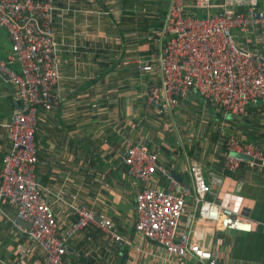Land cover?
<instances>
[{"label": "crops", "instance_id": "1", "mask_svg": "<svg viewBox=\"0 0 264 264\" xmlns=\"http://www.w3.org/2000/svg\"><path fill=\"white\" fill-rule=\"evenodd\" d=\"M220 2L212 0L213 11L218 10ZM258 7L264 8V0H259ZM167 9L168 0H78L57 5L54 26L60 41V90L64 100L40 115L35 140L42 191L51 202L62 233L76 219L71 206L85 204L97 213H106L116 231L129 240L127 244L112 243L104 232L89 228L69 242L67 264H179L173 256L167 257L160 245L140 238L135 231L134 195L140 183L120 170L125 163L111 147H123L140 134L176 181L175 176H179L191 185L189 160L199 162L205 171L224 174L219 202L229 203L242 216L255 220L257 228L251 232L214 231L213 254L223 264H264V169L244 162L235 172H226L221 154L230 134L242 141L263 142L264 110L254 106L247 116L226 114L224 134L218 139L214 123L209 134L201 126L194 134L196 116L201 123L212 122L203 115L196 92L191 93L187 104L178 105L166 116L143 107V90L150 82H158L160 74L156 66L141 71L133 61L153 52L144 35L148 26L162 25ZM192 11L199 16L205 12ZM234 34L237 40H243L237 31ZM256 39L253 31L250 41ZM11 50L7 33L0 29V57ZM18 101L16 85L0 76V165L10 148L3 123L18 110ZM110 170L115 174L110 175ZM154 177L157 186L166 187L165 177L157 173ZM12 221L24 225L16 207L0 203V264H48L37 244L30 245L26 256L17 254V245L25 243L26 238ZM182 264L199 263L187 258Z\"/></svg>", "mask_w": 264, "mask_h": 264}, {"label": "built area", "instance_id": "2", "mask_svg": "<svg viewBox=\"0 0 264 264\" xmlns=\"http://www.w3.org/2000/svg\"><path fill=\"white\" fill-rule=\"evenodd\" d=\"M258 5L259 0H221L213 11L212 0H168L162 25H150L144 35L153 52L133 61L140 70L153 66L160 70L159 81L143 90L145 110L169 115L178 105L187 104L194 92L204 98L202 111L209 106L222 110L221 126L226 114L247 116L250 106L264 110V16L255 15L264 13V8ZM192 9L205 12L199 16ZM56 10L55 0H0V29L7 33L12 48L0 57V75L16 85L20 101V109L3 123L10 148L0 165V203L16 207L17 217L29 223L12 221L26 238L17 245V254L26 256L30 245L37 244L48 264H64L67 241L86 233L89 226L122 240L106 213L85 204L72 207L76 219L62 233L42 191L35 135L42 111H51L64 100L57 54L60 43L52 28ZM235 31L243 40L235 38ZM253 31L256 42L250 41ZM262 145L264 140L242 141L228 135L221 153L222 169L232 173L244 162L264 169ZM111 150L127 165L128 177L142 184L134 196L139 236L160 245L179 264L187 258L199 264H223L212 251L214 231L257 228L255 220L219 202L224 174L205 171L199 162L189 160L192 183L185 186L159 163L157 152L149 151L143 134ZM155 173L167 179L165 188L155 184Z\"/></svg>", "mask_w": 264, "mask_h": 264}, {"label": "rangeland", "instance_id": "3", "mask_svg": "<svg viewBox=\"0 0 264 264\" xmlns=\"http://www.w3.org/2000/svg\"><path fill=\"white\" fill-rule=\"evenodd\" d=\"M255 15H260V11H257L255 13ZM200 99H201V104H203V102H205L204 99H202V98H200ZM200 109L202 110V107ZM203 112H204L203 115L208 116L209 121H210V118H211L212 119V122L211 123H208V122L207 123H201L198 120V119H200V117L199 116H196L195 121L192 124V128L193 129H195L197 127V131L194 134H196L198 132V127H200V126L202 128V131H204L205 133L209 134L210 131H211L210 129L212 128V125L214 123V124H216L215 129L220 132V135L218 136V139H220L221 136L224 134L223 126L220 125V124H222L221 123V120L223 118L222 110H218L215 107L209 106V107H206V109L204 108L203 109ZM227 115H228L227 117H229L231 114H227ZM212 116H214V117H212ZM225 119H227V118H225ZM201 124H203V125H201ZM206 126L209 127V130H205V127Z\"/></svg>", "mask_w": 264, "mask_h": 264}, {"label": "bare ground", "instance_id": "4", "mask_svg": "<svg viewBox=\"0 0 264 264\" xmlns=\"http://www.w3.org/2000/svg\"><path fill=\"white\" fill-rule=\"evenodd\" d=\"M124 64L128 65V64H130V63H129V62H127V63L124 62ZM156 67L158 68V66H156ZM152 68H153V67H152ZM152 68H151V69H152ZM151 69H150V70H151ZM139 70H140V69H139ZM150 70H146V71H150ZM141 71H143V70H141ZM158 71H159V74H160V70H159V68H158ZM155 83H157V81H156V82H150L149 84H155ZM94 107H95V106H94ZM35 141H36V140H35ZM35 143H36V142H35ZM36 148H37V144H36ZM149 151H150V150H149ZM123 162H124V161H123ZM125 165H126V164H125ZM126 166H127V165H126ZM139 183H140V182H139ZM42 187H43V186H42ZM141 188H142V184L140 183V184H139V189H141ZM139 189H138V190H139ZM42 190H43V189H42ZM138 190H137V191H138ZM137 191H136V192H137ZM134 196H135V195H134ZM134 201H135V199H134ZM6 203H8V202H6ZM73 206L75 207V206H80V205H78V204H73V205L71 206V208H72ZM136 215H137V221H138V213H137V211H136ZM18 219H19V218H18ZM19 220H21V219H19ZM21 221H22V222H25V221H23V220H21ZM16 222H17V221H16ZM56 222H57V225H58V227H59V223H58L57 218H56ZM17 223H18V222H17ZM25 223H27V222H25ZM112 223H113V222H112ZM136 224H137V222H136ZM88 226H89V225H88ZM70 227H71V226H70ZM70 227H69V228H70ZM89 227H90V228H97V229H99V228L96 227V226H89ZM113 227H114V231H115V232H116V233L122 238V240H120V241H115V240L111 239V238L105 233V234L108 236V238L110 239V241H111L112 243H117V244H127L129 240H126L123 236H121V235L116 231L114 224H113ZM99 230H100V229H99ZM100 231H101V230H100ZM135 231H136L137 236H139V234H138L136 228H135ZM77 236H78V235H77ZM77 236H76V237H77ZM139 237L141 238V236H139ZM74 238H75V237H73V238H71L70 240L67 241V246H68V247H67V250H68V248H69V245H68L69 242L72 241ZM42 251H43V250H42ZM43 252H44V251H43ZM66 256H67V251H66V253H65L64 257H63V258H64V264H67V262H66Z\"/></svg>", "mask_w": 264, "mask_h": 264}, {"label": "trees", "instance_id": "5", "mask_svg": "<svg viewBox=\"0 0 264 264\" xmlns=\"http://www.w3.org/2000/svg\"><path fill=\"white\" fill-rule=\"evenodd\" d=\"M69 1H73V2H75V1H78V0H55V4H56V6L57 5H60V4H66V2L68 3ZM84 1H86V2H90V0H84ZM56 12V11H55ZM55 12H54V17H53V25H52V28H53V31H54V34H55V37H56V39L58 40V42L60 43V41H59V37H57V35H56V32H55ZM149 27V26H148ZM148 29V28H147ZM146 29V30H147ZM59 53V51L57 52V54ZM198 95V94H197ZM200 98H202V99H204L202 96H200V95H198ZM201 100V99H200ZM206 103L205 102H203V104H202V106L203 105H205ZM251 108H253L252 106H250L249 107V109H251ZM206 109V108H205ZM216 132V137H218L219 135H220V132L218 131V130H216L215 131ZM215 137V138H216ZM191 148L189 147V154H191ZM94 160L95 159H92L91 161H92V164L94 163ZM96 160H98V161H100L99 159H96ZM101 162V161H100ZM120 170L122 171V172H124L125 174H126V172H127V167L122 163V166H121V168H120ZM113 174H115V172L113 171V170H110V175H113ZM108 178H110V177H108Z\"/></svg>", "mask_w": 264, "mask_h": 264}, {"label": "water", "instance_id": "6", "mask_svg": "<svg viewBox=\"0 0 264 264\" xmlns=\"http://www.w3.org/2000/svg\"><path fill=\"white\" fill-rule=\"evenodd\" d=\"M260 16H264V13H260ZM1 76V75H0ZM2 77V76H1ZM6 79V78H5ZM20 101H18V109H20ZM176 177V179H177V181L178 182H182L185 186H188V183L187 182H185L184 180H182V178H180L179 176H175ZM22 223H24V225H27V226H29V223H25V222H22Z\"/></svg>", "mask_w": 264, "mask_h": 264}, {"label": "clouds", "instance_id": "7", "mask_svg": "<svg viewBox=\"0 0 264 264\" xmlns=\"http://www.w3.org/2000/svg\"><path fill=\"white\" fill-rule=\"evenodd\" d=\"M36 133H37V131H36ZM35 139H36V135H35ZM173 176V175H172Z\"/></svg>", "mask_w": 264, "mask_h": 264}]
</instances>
